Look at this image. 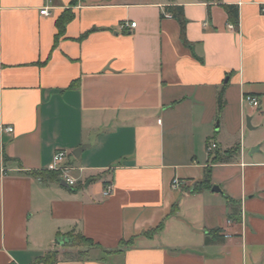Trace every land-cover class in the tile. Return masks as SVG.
Here are the masks:
<instances>
[{
    "label": "crops",
    "instance_id": "crops-1",
    "mask_svg": "<svg viewBox=\"0 0 264 264\" xmlns=\"http://www.w3.org/2000/svg\"><path fill=\"white\" fill-rule=\"evenodd\" d=\"M263 6L0 0V264H264ZM60 151L69 189L30 174ZM71 233L95 247L56 244Z\"/></svg>",
    "mask_w": 264,
    "mask_h": 264
},
{
    "label": "trees",
    "instance_id": "trees-1",
    "mask_svg": "<svg viewBox=\"0 0 264 264\" xmlns=\"http://www.w3.org/2000/svg\"><path fill=\"white\" fill-rule=\"evenodd\" d=\"M204 1V0H201ZM225 12L227 13L229 19L231 20V22L237 26V22H238V10L236 7L234 6H224ZM165 14H170V17L175 19L180 27V40L182 42L183 45L189 47V43L186 40L185 37V29H186V20L184 18L183 15V8L180 6H168L165 8L164 10ZM165 14H162V18L165 17ZM65 18H61L58 21V27L61 28L62 25L66 22ZM225 106V101L223 98V92H220L217 98V110L218 113L220 114L222 109ZM237 149H232L231 151H228L229 153H234ZM1 158V156H0ZM7 158L3 157V161H6ZM1 173V170H0ZM31 176L35 177V178H39L40 181L46 183V182H59L60 178H59V171H42V172H32L30 173ZM204 184H206V180L204 182ZM158 230L161 229V226H159L157 228ZM156 231V230H154ZM153 231V232H154ZM152 233V232H150ZM150 235V234H147ZM63 245L69 248H84L86 249V251L88 249L94 248L95 245L88 239L84 238L83 236L79 235V234H74L71 233L67 236H65L64 239H62ZM210 241H208V239L205 240V243L208 244ZM86 251H79L78 254L80 256H84ZM56 257H57V253L56 252H48L43 258L38 259L37 261H35L34 264H41V263H45V264H54L56 262Z\"/></svg>",
    "mask_w": 264,
    "mask_h": 264
},
{
    "label": "built area",
    "instance_id": "built-area-1",
    "mask_svg": "<svg viewBox=\"0 0 264 264\" xmlns=\"http://www.w3.org/2000/svg\"><path fill=\"white\" fill-rule=\"evenodd\" d=\"M261 12L263 13L264 15V6L261 10ZM39 15L40 16H43V17H48L50 14H49V11H48V8L47 7H43L40 12H39ZM165 18H171L170 17V14H165ZM135 23H131V24H128L126 22H123L119 25V28L121 30H127L129 27L130 28H134L135 27ZM243 101L248 104L249 106L253 107V108H258L259 105H260V102L259 100L250 95V94H246L243 96ZM6 132L8 133H12L13 132V129L11 127H5L4 129ZM216 144L215 143H211L209 145V147L207 148V152H211L213 150L216 149ZM66 157V153L63 152V151H60V152H57L54 157H53V164H52V170H55V171H59L60 172V177L62 178V180L65 181V183L69 186V187H74L76 185V181L72 178H70L68 175H67V171L69 169L67 168H63L60 166V164L64 161ZM180 186V181L178 179H173L172 180V187L173 188H176V187H179ZM111 192V187L110 186H107L104 190V195L105 196H108Z\"/></svg>",
    "mask_w": 264,
    "mask_h": 264
},
{
    "label": "water",
    "instance_id": "water-1",
    "mask_svg": "<svg viewBox=\"0 0 264 264\" xmlns=\"http://www.w3.org/2000/svg\"><path fill=\"white\" fill-rule=\"evenodd\" d=\"M246 128L249 129V130L253 129V127L250 124V117H246ZM60 185L62 187H65V188L69 189V186L65 183L64 180L60 181ZM212 192L217 193V194H222V192H221V190H220V188L218 186H214L212 188ZM56 244L57 245H63V242H62L61 239H58V241H56Z\"/></svg>",
    "mask_w": 264,
    "mask_h": 264
},
{
    "label": "rangeland",
    "instance_id": "rangeland-1",
    "mask_svg": "<svg viewBox=\"0 0 264 264\" xmlns=\"http://www.w3.org/2000/svg\"><path fill=\"white\" fill-rule=\"evenodd\" d=\"M247 110H248L249 113L251 112V111H250V108H248ZM230 114H231L232 119H233V118L235 117V114H236V113H235V108H234V107L232 108V111H231ZM233 124H234V122H233ZM252 135H254V131L245 128V136H246V137L244 136L245 139H244L243 141H245L246 139H248V136H252ZM237 146H238V144H237ZM238 147H239V146H238ZM238 147H237V148H238ZM237 148H235V149H237ZM235 149H234V150H235Z\"/></svg>",
    "mask_w": 264,
    "mask_h": 264
}]
</instances>
